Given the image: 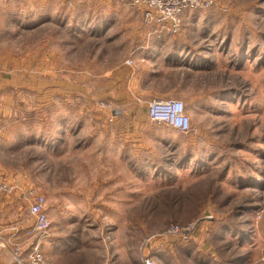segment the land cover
Returning a JSON list of instances; mask_svg holds the SVG:
<instances>
[{
    "label": "rangeland",
    "instance_id": "obj_1",
    "mask_svg": "<svg viewBox=\"0 0 264 264\" xmlns=\"http://www.w3.org/2000/svg\"><path fill=\"white\" fill-rule=\"evenodd\" d=\"M143 25L120 0H0V109L3 94L13 107L0 112V184L12 188L0 193L46 197L41 246L55 264H264V0H215L166 34L198 43L204 62L203 96L182 98L188 133L154 124L144 98L95 95L113 69H142Z\"/></svg>",
    "mask_w": 264,
    "mask_h": 264
},
{
    "label": "crops",
    "instance_id": "obj_2",
    "mask_svg": "<svg viewBox=\"0 0 264 264\" xmlns=\"http://www.w3.org/2000/svg\"><path fill=\"white\" fill-rule=\"evenodd\" d=\"M194 12L195 11H192L187 14L185 22L190 19ZM138 29L140 39L144 40V45H142V47L150 49L147 50L148 54H146V56L143 53L135 56V60H139V65H142V69L140 68V70L135 71L129 66L122 69H113V76H115V78L110 79L111 82L108 86L106 88H101L100 92H96L95 95L102 98L101 100H105L106 97L114 100V98L120 97L121 95L125 96L126 94L127 97L132 99V101H134V98H144L145 105L142 101L138 103L143 104L145 108L146 102L151 100V98L182 99L188 96L201 98L203 96L202 90H200V87L197 88L201 73V69L198 67V64H201V62L199 63L198 61H202L203 59L197 52V50L200 49L198 46L199 44L193 42L190 43L188 41H179L177 49L174 47L177 43L172 41L173 38H168L169 35L160 32L156 26L143 25L139 26ZM158 39L161 40L159 45H162L166 50L164 58L157 55V53H155L156 55L154 54V49H157L156 44L158 43L156 40ZM186 45L187 47L190 46L189 50L191 51L188 50L189 53H186L187 55L184 56V52L179 49H183V47L185 48ZM149 53L151 55H149ZM186 74L189 76L186 77ZM85 76L86 78L91 77V73L85 72ZM95 76L96 84L98 86L100 83L103 85L105 83L106 85L105 79H103L102 76ZM187 80H190L191 83L184 82ZM86 82L88 81H85L84 83ZM103 85L101 87H103ZM119 85L122 88L120 92L116 90ZM123 86L126 90H124ZM122 92H125V94H122ZM81 93L85 96V100L93 97V94L89 92L88 87H84ZM9 97V94H3L1 97L6 103L5 106L0 109V112L3 113V118L5 119L9 118L13 112V107L10 105L12 102L9 101ZM113 100L111 101V104L115 105ZM183 101L186 102L185 100ZM186 105L188 112L192 117V112L189 110L187 102ZM2 122L3 119L0 120V130L5 127L4 133H6L9 125L7 122ZM155 123L159 124L158 122H154V124ZM16 177L17 179H20V177L22 178L21 174L16 175ZM19 194L20 193L16 190L9 194L0 193V240H5L7 242V246H0V264H16L11 248L15 244L20 246L21 243L23 244V247L28 246L27 243L31 242L26 235V228L32 221L30 220L31 218L26 220L25 217V213L30 214V206L29 202L26 199L24 201Z\"/></svg>",
    "mask_w": 264,
    "mask_h": 264
},
{
    "label": "built area",
    "instance_id": "obj_3",
    "mask_svg": "<svg viewBox=\"0 0 264 264\" xmlns=\"http://www.w3.org/2000/svg\"><path fill=\"white\" fill-rule=\"evenodd\" d=\"M130 8L140 10L145 24L156 26L165 34L178 35L185 23L187 14L197 10H207L215 5V0H120ZM133 65V60H128ZM148 117L153 122L164 123L182 133L192 130V120L187 105L179 98H159L146 102ZM12 188L6 184H0V192H9ZM30 214L32 222L26 228V235L31 240L30 244L23 247L15 244L11 251L16 264H55L49 260L41 246L51 221L47 214L48 201L44 195L30 192ZM193 225L181 226L172 224L167 232L176 236L191 231ZM25 245V244H24ZM0 246H7L5 240H0ZM143 264H161L153 257L144 259Z\"/></svg>",
    "mask_w": 264,
    "mask_h": 264
}]
</instances>
